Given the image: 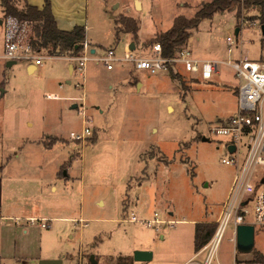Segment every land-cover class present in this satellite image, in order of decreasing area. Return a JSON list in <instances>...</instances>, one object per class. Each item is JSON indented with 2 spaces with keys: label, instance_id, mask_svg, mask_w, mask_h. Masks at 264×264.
I'll list each match as a JSON object with an SVG mask.
<instances>
[{
  "label": "rangeland",
  "instance_id": "rangeland-1",
  "mask_svg": "<svg viewBox=\"0 0 264 264\" xmlns=\"http://www.w3.org/2000/svg\"><path fill=\"white\" fill-rule=\"evenodd\" d=\"M208 1L49 0L62 26L85 27L90 43L86 38L84 43L88 49L95 48L93 55L113 47L117 56L123 55L127 43L146 49L176 15L190 18ZM16 2L18 6L23 3ZM119 13L136 20V38L120 33L115 39L111 15ZM4 18L0 10V49ZM182 47L199 58L218 61L217 72L203 80L185 71L178 75L138 71L143 82L138 89L137 84L125 85L126 72L136 70L130 63H116L108 70L102 62L90 59L83 79L73 60L74 71L69 73L68 61L60 57L43 58L42 66L32 74L24 70L25 60L5 70L0 81V93L7 90L0 99V128L6 139L20 146L27 137L43 136L47 145L59 141L50 152L28 146L9 151L19 153L27 171L14 180L16 192L24 186L35 192L30 181L36 182V178L54 182L59 193L49 195L47 203L58 208L52 214L70 218L52 221L50 227H37V222L28 227L23 239H34V249L42 250L40 258L34 257L37 261L63 258L57 264H172L197 252L194 223L219 218L235 175L234 166L221 162L222 157L230 156L226 138L209 132L237 106L242 79L226 62L243 57L264 61L258 7L241 6L239 17L233 10L202 19ZM38 54L48 56L46 49ZM78 81L83 85L75 86ZM84 116L90 133L83 139H71V133L83 129ZM245 207L249 211L245 220L251 221L252 205ZM131 212L136 221L129 219ZM154 213L171 223L157 230L158 224L148 222ZM20 232H5L2 239H21ZM233 239L228 224L213 263L233 264L235 254L236 264H247L244 259L264 262V226H254L249 253L235 250ZM135 250L150 251L151 259L134 260ZM50 254L55 258L44 257ZM10 256L0 264H37L18 262V254ZM203 258L200 253L188 264H201Z\"/></svg>",
  "mask_w": 264,
  "mask_h": 264
},
{
  "label": "built area",
  "instance_id": "built-area-1",
  "mask_svg": "<svg viewBox=\"0 0 264 264\" xmlns=\"http://www.w3.org/2000/svg\"><path fill=\"white\" fill-rule=\"evenodd\" d=\"M2 26L4 59L34 61L36 65H40L43 58L54 57L39 55L33 49L30 43L31 25L28 21H20L15 16L7 15ZM226 40L231 46L230 36H227ZM86 44L83 41L82 54L66 56L76 63L75 70L82 79L85 63L90 59L102 62L107 69H111L116 63H130L135 69L145 71L149 75L159 72L179 74L185 71L203 80H209L218 68V61L199 58L187 47H181L173 55L167 56L162 53L159 42H153L146 49L134 48V45L131 49L127 43L123 55L117 56L113 47L106 48L101 54L93 55L95 51L91 52ZM226 64L232 68L236 77L242 79L236 92L237 106L234 113L227 119L218 121L209 132L226 138L225 146L230 156L222 157L221 162L234 166L235 175L222 212L215 221L217 226L212 236L190 259L191 261L196 255L204 253L201 264H219L213 263V260L228 224H231L233 229L235 250L236 229L239 224H251L253 228L255 225L264 226V61L243 57L227 61ZM79 85L83 84L80 81L76 82L75 86ZM88 121L84 116L83 129L79 133H71V139H83L90 133ZM229 145L234 146L231 152L228 150ZM247 204L252 205L251 221L245 220L249 212L245 207ZM154 215L155 217L148 222L158 224L157 230L162 224L171 223V220L159 219L156 213ZM129 219L137 220L133 212ZM40 226L49 227V224L43 221ZM236 260L235 254L233 264H236ZM244 262L264 264L252 262L250 259H244Z\"/></svg>",
  "mask_w": 264,
  "mask_h": 264
},
{
  "label": "crops",
  "instance_id": "crops-1",
  "mask_svg": "<svg viewBox=\"0 0 264 264\" xmlns=\"http://www.w3.org/2000/svg\"><path fill=\"white\" fill-rule=\"evenodd\" d=\"M22 1L23 3L24 2L29 3L28 0H22ZM43 3H44V0H42V2L39 4H33V3H29V4H32V5L37 6L38 8H41ZM51 12L54 16V19H55V22L58 28L63 29V30L71 29V27H65L60 24L58 18L56 17L55 13L52 10V7H51ZM111 16L114 17L115 14ZM127 34L129 35V33ZM85 38L89 42L86 34H85ZM90 49H94L95 51V48H90ZM2 53H3V46H1V49H0V75H1L0 81L2 78L4 79V76L6 75L5 70H8L13 65L12 64L10 66H6V62L8 60L2 57ZM66 56H63V57L60 56V58L68 61L69 73H73L74 70H73L72 62L69 59H67ZM16 62L14 64H16ZM41 66H42V62L40 65H36L34 61H27L25 62L24 70H26L27 73L32 74V73H35L37 70H39ZM113 67L111 69H113ZM111 69H108V70H111ZM138 71H142V70L136 69L132 73L126 72V74L129 76H126L125 78V81H126L125 85L135 86L137 84L138 89L142 87L143 82L138 79V75H137ZM142 72H145V71H142ZM7 80H9L8 76H7ZM7 80L4 82L5 84L8 85ZM66 82L70 83V80L66 79ZM6 93H7L6 89H1L0 99H2V97H4L3 95H5ZM1 129L2 128H0V218H1V222H0V261L10 259L11 258L10 255L18 254V256H21V258L17 259L18 262L38 264L37 258H34V257L37 255L40 258L42 250L41 249L36 250V248L34 249V245H32V241H31L34 239H23L28 235V230H29L28 227L34 226L33 224H35L36 222H37V227L38 226L41 227L40 223L43 221H47L50 227L52 221H57L61 219H70V218L58 217L57 214H52L54 213V211L58 210V208L50 206L47 203V197L49 195L50 196L51 194L57 195V193H59L58 186L54 182H52L51 184L50 183L47 184L41 178H36L37 179L36 182L30 181V183L32 182V185L36 186L35 192L30 190V188L27 189V186H24L23 188H19L18 189L19 192L18 193L16 192L15 188L13 187L14 180H17L18 177H21V176L23 177L27 175V171L25 170L26 168L24 166L25 160L21 158V156H19V153L17 151H13L12 153L9 151H10V148L21 147L23 149L25 146H28V147L38 148V150H41L40 152L42 151L50 152L59 141L56 140L55 142H52L47 145L45 144L44 139L42 138L43 136H37L35 138L27 137L25 139H21V142L23 143V145L20 146V144L18 145L17 142H14L12 139L11 141H8L4 135L3 130ZM53 135L58 136L56 134H53ZM55 163L57 164V167H58V162H55ZM57 176H58V172H57ZM38 180H40V184ZM42 183L44 184L42 185ZM45 184L48 185L47 189L46 188L43 189V186ZM216 220L217 219H215V221ZM196 222H199V221H196ZM17 229L21 230V232L18 233L20 238L21 236H23L21 239H18V240L14 239V241L12 242H6L5 239H2L5 232H8V231L15 232V230ZM54 255L55 254H50L44 257L55 258ZM194 255L195 254L185 259L183 257L180 260L172 264H188V262ZM25 257H28V258H25ZM62 259L63 258H61V262H62Z\"/></svg>",
  "mask_w": 264,
  "mask_h": 264
},
{
  "label": "trees",
  "instance_id": "trees-1",
  "mask_svg": "<svg viewBox=\"0 0 264 264\" xmlns=\"http://www.w3.org/2000/svg\"><path fill=\"white\" fill-rule=\"evenodd\" d=\"M243 8L258 7L260 24H264V0H209L204 2L190 18L184 15H176L171 26L155 35L153 42H159L162 53L170 56L178 51L191 35V30L196 28L202 19L211 18L215 13L236 11L240 16ZM0 10L4 16L12 15L20 21H28L31 25L30 43L36 52L47 50V55L60 57L66 55H78L83 47L85 39V27L75 25L70 30L57 27L51 12L49 0H44L41 8L27 2L18 6L16 0H0ZM115 39H119L120 33H130L136 38L138 26L136 20L122 13L114 16ZM152 42V43H153ZM173 73V72H170ZM178 75L177 73H173ZM1 96V93H0ZM216 222L199 221L194 224L193 245L198 251L212 236Z\"/></svg>",
  "mask_w": 264,
  "mask_h": 264
},
{
  "label": "water",
  "instance_id": "water-1",
  "mask_svg": "<svg viewBox=\"0 0 264 264\" xmlns=\"http://www.w3.org/2000/svg\"><path fill=\"white\" fill-rule=\"evenodd\" d=\"M138 3L136 2V6ZM1 22V21H0ZM260 29L264 35V24H260ZM239 31V28L235 29V33ZM130 48H133V44H130ZM91 52H94V49H91ZM15 60H8L6 66L14 64ZM73 108L77 107L76 104L72 105ZM205 139V137H203ZM228 150L231 152L234 150L233 145L228 146ZM254 228L251 224H239L236 229V249L241 253H249L252 249L254 243ZM134 260L136 261H146L151 259V252L147 250H135L133 255ZM90 260H93V257L90 256ZM59 259H40L38 264H57L60 263Z\"/></svg>",
  "mask_w": 264,
  "mask_h": 264
}]
</instances>
